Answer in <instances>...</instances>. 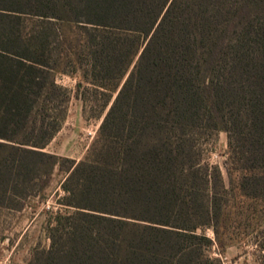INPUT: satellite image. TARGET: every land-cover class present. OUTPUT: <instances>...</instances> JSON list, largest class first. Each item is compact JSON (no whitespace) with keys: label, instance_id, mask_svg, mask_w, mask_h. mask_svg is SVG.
Instances as JSON below:
<instances>
[{"label":"trees","instance_id":"16d2710c","mask_svg":"<svg viewBox=\"0 0 264 264\" xmlns=\"http://www.w3.org/2000/svg\"><path fill=\"white\" fill-rule=\"evenodd\" d=\"M76 74L108 107L78 162L44 151ZM219 132L231 186L264 207V0H0V209L65 174L28 264H222Z\"/></svg>","mask_w":264,"mask_h":264},{"label":"rangeland","instance_id":"374dc122","mask_svg":"<svg viewBox=\"0 0 264 264\" xmlns=\"http://www.w3.org/2000/svg\"><path fill=\"white\" fill-rule=\"evenodd\" d=\"M57 83L69 92L70 101L61 129L44 151L78 162L88 154L108 107L101 111V100L95 101L94 96H90L87 103L76 97L77 85L85 86L78 74L59 76ZM205 148L209 162L220 168L224 185L229 190L226 231H220V240L226 249L219 253L214 246L211 256L220 258L222 264H264V252L259 249L264 245V207L255 200L241 198L236 186H231L225 169L226 133L206 137ZM64 176V172L55 168L41 197L27 200L20 211L0 209V264H28L35 250L49 247V224L56 213L68 211L59 204L64 195L61 189ZM206 234L214 239L210 230H206Z\"/></svg>","mask_w":264,"mask_h":264}]
</instances>
